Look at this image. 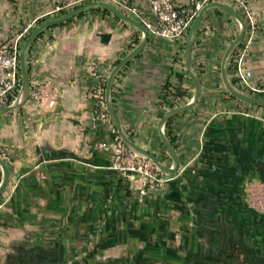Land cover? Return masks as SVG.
I'll return each instance as SVG.
<instances>
[{"label":"crops","instance_id":"1","mask_svg":"<svg viewBox=\"0 0 264 264\" xmlns=\"http://www.w3.org/2000/svg\"><path fill=\"white\" fill-rule=\"evenodd\" d=\"M76 1L0 0V41ZM122 1L150 13L147 0ZM247 1L261 13L247 64L264 85V0ZM99 8L50 27L31 47L32 84L49 82L55 105L40 109L29 99L0 115V155L10 168L0 195V264H264V210L248 203L264 183V104L232 96L221 76L238 21L220 8L204 14L192 54L200 99L166 126L179 169L141 201L138 180L112 168L113 152L100 146L119 134L97 116V89L142 32ZM185 42L149 34L113 86L125 128L167 164L159 121L194 92ZM178 85L186 92L175 98Z\"/></svg>","mask_w":264,"mask_h":264},{"label":"built area","instance_id":"2","mask_svg":"<svg viewBox=\"0 0 264 264\" xmlns=\"http://www.w3.org/2000/svg\"><path fill=\"white\" fill-rule=\"evenodd\" d=\"M91 0H77L83 3ZM135 16L147 28L149 34L166 39L186 40L187 34L195 16L209 2L214 0H147L150 13L144 15L136 6L124 3L122 0H107ZM232 1L242 9L247 23V30L242 43L231 56L234 73L240 81V88L250 94L264 95V85L252 80L253 72L248 67L247 60L251 53L252 44L258 34L261 13L250 6L247 0H220ZM60 9V7H58ZM35 19L26 26L21 25L12 36L0 41V106L9 104L18 94L21 86L20 55L25 35L29 32ZM94 76H99L95 68H91ZM49 82L32 84L30 100L42 109L53 107L56 103L57 90L48 89ZM100 107L97 116L103 121H110L105 101V86L97 89ZM100 146L113 152L112 168L119 170L129 178L139 182V200L149 192L151 187L162 186L168 179L156 163L130 150L120 136L114 141L101 143ZM251 207L264 210V183L260 190H251L248 198Z\"/></svg>","mask_w":264,"mask_h":264},{"label":"water","instance_id":"3","mask_svg":"<svg viewBox=\"0 0 264 264\" xmlns=\"http://www.w3.org/2000/svg\"><path fill=\"white\" fill-rule=\"evenodd\" d=\"M95 7H100L107 9L109 12L113 13L117 17L137 26L141 32L142 36L139 43L124 57H122L111 69L110 73L107 76L106 83H105V101L107 111L110 115V118L115 125L117 132L121 139L124 141L126 146L132 150L133 152L144 156L154 163H156L163 171L165 172H175L179 169L180 166V157L179 154L171 142L169 136L166 132V126L169 120L183 112L190 110L194 107L200 99L202 93V82L201 79L194 67L193 64V47L195 44V39L197 36V32L199 29L200 22L204 16V14L212 8H220L227 12H229L239 23V32L234 37V39L229 43L227 48L225 49L222 62H221V76L222 80L227 88V90L233 94L238 99L248 102V103H255V104H264V96L263 95H254L246 92L242 88H240L232 79L229 71V61L236 50V48L242 43L244 40L246 30H247V23L243 15L231 4L220 1L214 0L207 3L195 16L191 27L188 32V36L185 42V64L186 69L194 82V92L191 99L182 105L172 107L168 109L159 121V133L161 140L172 159L171 164L165 163L158 155L144 147L143 145L139 144L128 132V130L123 125L119 115L117 113L114 98H113V86L116 80V77L121 72V70L130 62L133 58H135L145 47L148 42L149 32L145 25L139 21L134 16L130 15L123 9L119 8L115 4L104 1V0H91L84 2L64 13L59 15L53 16L49 19H46L38 26H36L26 37L20 55V71H21V86L17 96L7 105L0 106V115L18 109L24 106L30 99V94L32 90V80L29 70V52L34 41L42 34L44 31L49 29L50 27L60 24L64 21H67L78 14ZM0 169H1V179H0V195L5 190L8 185L10 179V168L8 163L5 159L0 155Z\"/></svg>","mask_w":264,"mask_h":264},{"label":"trees","instance_id":"4","mask_svg":"<svg viewBox=\"0 0 264 264\" xmlns=\"http://www.w3.org/2000/svg\"><path fill=\"white\" fill-rule=\"evenodd\" d=\"M84 3V2H83ZM80 4H82V3H79V4H77V5H75L74 7H76V6H78V5H80ZM99 9H102L103 11H105V12H107V13H110L107 9H104V8H99ZM66 11H68V10H66V9H64V8H61V9H59V11H58V14L57 15H59V14H61V13H64V12H66ZM46 18H38V22H40V23H42L44 20H45ZM64 22H66V21H64ZM64 22H62V23H64ZM43 34V33H42ZM42 34H40L39 35V37L42 35ZM28 36V35H27ZM26 36V37H27ZM26 37H25V39H26ZM118 62V61H117ZM233 68V65H232V60L230 59V61H229V71L231 72V69ZM29 70H30V65H29ZM105 86V85H104ZM165 86L166 87H170L171 86V81L170 80H167L166 81V83H165ZM185 89H183L181 86H176L175 88H174V91H173V96L175 97V98H179L180 96H183L184 94H185ZM170 93L169 92H166L165 94H164V99L165 100H167V96L169 95ZM232 96H234L233 94H231ZM235 97V96H234ZM170 106H174V104H175V102L174 101H170ZM170 140H171V142L173 143V141H174V139L171 137L170 138ZM0 172H1V170H0ZM1 174V173H0Z\"/></svg>","mask_w":264,"mask_h":264},{"label":"rangeland","instance_id":"5","mask_svg":"<svg viewBox=\"0 0 264 264\" xmlns=\"http://www.w3.org/2000/svg\"><path fill=\"white\" fill-rule=\"evenodd\" d=\"M228 2L234 4V2H232V1H228ZM236 7L238 8L239 12L243 15V17L246 18L245 15H244V13L242 12V9H241L239 6H236ZM37 22H38V21H37ZM39 24H40V22H39ZM39 24H38V25H39ZM34 27H35V23L32 25V27L30 28V30H31V29H34ZM30 30H29V32H30ZM29 32H27V34L25 35V37L28 35ZM187 36H188V34H187ZM186 38H187V37H186ZM24 41H25V39H24ZM181 41H182V42H185L186 40H181ZM231 74H233V69H231ZM234 81L237 83L238 86H240V83H239L236 79H234Z\"/></svg>","mask_w":264,"mask_h":264}]
</instances>
